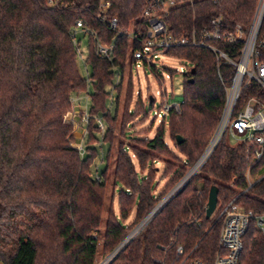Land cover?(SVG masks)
<instances>
[{
  "label": "trees",
  "instance_id": "trees-1",
  "mask_svg": "<svg viewBox=\"0 0 264 264\" xmlns=\"http://www.w3.org/2000/svg\"><path fill=\"white\" fill-rule=\"evenodd\" d=\"M53 1L0 0V262L4 264H96L102 232L105 252L114 251L185 176L188 164L200 157L224 104V86L208 50L176 47L167 52L194 66V72L184 78L181 111L170 112L158 123L152 138H136L142 147L132 143L116 146L114 192L103 228L110 154L114 150L111 137L123 85L115 86V100L108 105L110 90L115 85V68L123 77L131 68L130 48L139 47L128 35L118 36L112 31L109 20L116 18L126 30L145 32L147 24L141 16L148 0ZM184 1L170 10L166 20L169 31L176 35L200 30L218 15L227 26H247L258 0ZM107 2L109 7H101ZM78 20L93 31L77 37L80 45L73 37ZM114 38L110 61L97 53V44H110ZM79 46L86 49L88 79L79 68ZM221 73L229 78L232 68L222 66ZM87 90L89 120L81 123L85 133L79 152L71 146L74 126L64 117L72 110V98ZM124 94L122 133L133 141L135 133H143L135 131V126L144 123L149 114L141 97L130 109V74ZM99 119L104 129L98 126ZM154 124L155 120L147 133ZM130 130L132 133L127 134ZM167 134L186 163L166 167L170 180L156 193L154 152L172 154ZM104 144L109 149L105 168L99 172L94 163L100 155L101 162L105 160ZM247 149L243 143L232 145L222 140L202 170L109 264H175L179 262L178 246L185 255L210 263L217 250L218 216L223 206L240 195L238 203L264 212V173L250 188L246 180L247 172L254 178L264 170V160L252 165ZM117 185L122 187L117 196L118 215L114 208ZM212 186L219 189L218 206L207 219ZM133 212V221L126 225ZM241 264H264V235L253 227L244 237Z\"/></svg>",
  "mask_w": 264,
  "mask_h": 264
},
{
  "label": "built area",
  "instance_id": "built-area-1",
  "mask_svg": "<svg viewBox=\"0 0 264 264\" xmlns=\"http://www.w3.org/2000/svg\"><path fill=\"white\" fill-rule=\"evenodd\" d=\"M212 1L216 2L217 0ZM50 3L54 4V1L50 0ZM183 3H185L184 0H148L141 16V20L147 24L145 32L142 30L137 32L126 30L119 26L116 18L109 20V28L117 32L118 36L128 35L133 42L139 44L137 48H130L132 56L131 68L127 69L123 77L121 71L117 67L115 68V85L110 90L111 103L115 100V86L122 83L124 104L127 78L130 74L133 79L134 69L137 71L141 67H148L153 73H156V65L160 57L169 56L167 55L169 50L176 47L202 48L208 50L213 55L219 79L224 86L225 98L221 115L215 131L199 159L192 166H188L185 176L147 215L148 217L152 214L144 226L138 229L147 217L100 264H109L119 251L140 233V230L161 210L167 201L180 192L202 170L227 134L237 139L238 143L247 145V153L253 159L252 165L260 160H264V0L257 1L253 17L247 26L242 24L227 26L223 17L218 15L212 16L207 26L200 30L195 28L184 34L176 35L169 31L166 20L169 17L170 10ZM109 6V2L101 4V7L104 9ZM80 34H93V31L85 27L82 20L76 22V27L73 31L74 43L76 45H80L77 43V37ZM115 39L110 44L98 43L97 53L101 57L112 61L115 50ZM83 48L79 46L78 61L83 66L81 70L83 78L88 79L86 54ZM179 60L184 64L178 72L183 74L184 77H189L194 70L193 64L188 60ZM226 65L232 68V74L229 78H225L221 73V67ZM163 68H166L170 72L169 75H166V78L171 79V71H176L167 67ZM156 76L158 82L163 83L164 78L160 75ZM136 94L138 98H142L141 90L137 91ZM157 95L160 100V109L154 112L155 121L161 123L170 112L179 113L181 111L183 102L169 103L166 89L157 92ZM89 100V90L72 98L73 119L70 123L74 126L73 135L78 127L84 130L81 123H87L89 120L87 104ZM155 101L154 95L146 98L145 104L149 103V110L153 109ZM76 107H80V109L76 110ZM76 123L77 126L75 128L74 124ZM98 126L104 129L101 119L98 120ZM83 136L80 134L78 141L71 143V146L79 152L82 151L81 142ZM246 180L250 188L259 179H254L247 172ZM239 196L230 200L220 209L218 218L221 220V229L216 254L211 262L206 263L202 259L191 258L185 255L182 246H178L176 254L179 262L175 264H241L244 237L247 231L253 227L264 235V212L247 209L242 203L237 202Z\"/></svg>",
  "mask_w": 264,
  "mask_h": 264
},
{
  "label": "rangeland",
  "instance_id": "rangeland-1",
  "mask_svg": "<svg viewBox=\"0 0 264 264\" xmlns=\"http://www.w3.org/2000/svg\"><path fill=\"white\" fill-rule=\"evenodd\" d=\"M84 47V46H83ZM84 53L86 54V50L85 47L83 48ZM79 64V68L80 70L83 69V66L81 64V62L78 61ZM183 62L175 57H170V56H161L159 59V62L157 63V69H156V73H153L150 68L146 67V68H139L137 71L134 69L133 70V97L130 103V109L133 110L134 106L136 104L137 101V94L136 92L141 90L142 92V99L146 101V98L148 96H155V103H154V107L153 109L149 110V103L146 104L147 108L146 110L148 111V117L146 118L144 123H140L137 124L135 126V131H142L143 133H135L134 134V139L133 141L128 140L127 138L123 137V129H122V123H121V116H122V110H123V95H121L120 101H119V110H118V121L114 126V133L112 135V140L114 143V150L112 151V153L110 154V162H109V176H108V180H107V185H108V196L106 198V204H105V211H104V220L102 222V227L104 228L105 226V217L107 215V211H108V207L109 204L111 202V193L114 192L113 189V180H112V173H113V168H114V163H115V156H116V152H115V148L117 145H119V143H132L133 145L137 146V147H142L143 143L136 140H143V139H147V138H152L154 136L155 130L158 126V122L155 121L154 126L152 127V130L147 133V129L150 127L152 121L155 118L154 112L158 111L160 109V100H159V96L157 95V92H161L164 89H166L167 94H168V102L169 103H176V102H183V92H184V76L183 74L179 73L178 71L180 70V68L183 66ZM163 67H167L169 69L175 70L176 72L172 73V78L168 79L166 78V75H169V71L166 68ZM156 75H160L164 78L163 83H159L157 80V76ZM116 96V93H115ZM111 100L109 101L108 105H110ZM86 103V102H85ZM89 105V103H87ZM80 109V107H76V110ZM84 109V108H81ZM114 110V109H113ZM102 116V115H101ZM72 110L71 112L67 113L64 117V120L68 123H70L72 121ZM79 120V118H77ZM75 128L77 126V123L74 124ZM217 126V125H216ZM133 130H130L127 134L132 133ZM215 131V129H214ZM214 131L212 132V134L210 136L213 135ZM84 135V130H82L81 127H78V129L75 132V141H78V138ZM211 138V137H210ZM166 139L169 142V136L168 134L166 135ZM225 141L228 144H237L238 140L234 139L230 136V134H227L225 136ZM169 147L171 149V153H167V152H162V151H157L154 152V157L157 159V161L154 163V167H155V171L157 172L156 174V180H157V187H156V193H158L159 191L163 190L166 186V184L169 182L170 180V173H168V175H166V167L168 168V166L172 165L173 163L176 165L179 164H184V160H186L179 151H177L172 143L169 142ZM109 146L107 144H104V146L102 147V154H104L105 160L103 162H101V155L100 157H98V159L96 160V162L94 163L95 165H98L99 168V172H101L106 165V159H107V152H108ZM199 159V157H198ZM197 159V160H198ZM196 160V161H197ZM195 161V162H196ZM194 162V163H195ZM169 163V164H168ZM193 163V164H194ZM193 164L188 166H192ZM153 172V171H152ZM264 170H261V172L258 173V175H256L254 177V179H259L261 178V176L263 175ZM256 181V180H255ZM189 183V182H188ZM173 189V187H171ZM168 190V193L172 190V189ZM122 187L120 185H117L115 187V203H114V208H115V212L118 215V205H117V196L120 193ZM167 193V194H168ZM169 202V200L167 201ZM160 203V202H159ZM157 203L155 205V207L159 204ZM218 206V205H217ZM154 207V208H155ZM153 208V209H154ZM163 208V207H162ZM161 208V209H162ZM152 209V210H153ZM216 211V210H215ZM151 212V211H150ZM215 213V212H214ZM213 213V215H214ZM149 214V213H148ZM147 214V215H148ZM147 215L144 217V219L147 217ZM212 215V216H213ZM134 219V212L131 214V216L129 217V219L125 222L126 225L130 224ZM144 219H142L141 221H139L132 229L131 231L137 227ZM152 220V219H151ZM150 220V221H151ZM149 221V222H150ZM149 222L146 224V226L149 224ZM145 226V227H146ZM144 227V228H145ZM143 228V229H144ZM142 229V230H143ZM221 229V228H220ZM140 230V232L142 231ZM102 235L103 232L99 235V242H98V252H97V257H96V264H100L101 262H103L106 257L110 254L109 252H105L104 248H103V239H102ZM0 264H4L3 262H0Z\"/></svg>",
  "mask_w": 264,
  "mask_h": 264
},
{
  "label": "water",
  "instance_id": "water-1",
  "mask_svg": "<svg viewBox=\"0 0 264 264\" xmlns=\"http://www.w3.org/2000/svg\"><path fill=\"white\" fill-rule=\"evenodd\" d=\"M194 72V70L192 71V73ZM190 82H192V79L189 80ZM179 141H181V138L179 137ZM218 193H219V189L217 186H212L210 191H209V196H208V202L206 205V218L209 219L211 218V216L213 215V213L215 212L217 205H218Z\"/></svg>",
  "mask_w": 264,
  "mask_h": 264
},
{
  "label": "bare ground",
  "instance_id": "bare-ground-1",
  "mask_svg": "<svg viewBox=\"0 0 264 264\" xmlns=\"http://www.w3.org/2000/svg\"><path fill=\"white\" fill-rule=\"evenodd\" d=\"M151 215H152V214H151ZM151 215H149V216L145 219V221L140 225V227H139L138 229H141V228L144 226V224L150 219Z\"/></svg>",
  "mask_w": 264,
  "mask_h": 264
},
{
  "label": "crops",
  "instance_id": "crops-1",
  "mask_svg": "<svg viewBox=\"0 0 264 264\" xmlns=\"http://www.w3.org/2000/svg\"><path fill=\"white\" fill-rule=\"evenodd\" d=\"M115 203V202H114Z\"/></svg>",
  "mask_w": 264,
  "mask_h": 264
}]
</instances>
